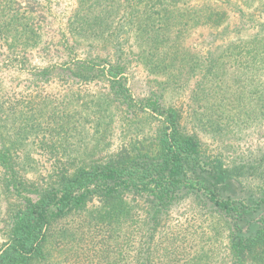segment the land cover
I'll return each mask as SVG.
<instances>
[{
  "label": "trees",
  "instance_id": "trees-1",
  "mask_svg": "<svg viewBox=\"0 0 264 264\" xmlns=\"http://www.w3.org/2000/svg\"><path fill=\"white\" fill-rule=\"evenodd\" d=\"M125 1L128 10L119 22L111 0H79L76 15L89 22L85 29L82 21L77 23L84 29L81 34L104 35L98 40L102 43L89 44L100 48L113 44L119 53L123 45L118 38L136 27L150 40L148 52L139 55L145 65L165 76L164 83L179 95L199 70L196 90L190 102L179 100L176 105L166 102L163 85L159 92L136 100L123 59L110 62L95 50L73 60L69 69L83 81L107 77L127 110L135 117L152 116L158 125L151 136L134 139L103 162L74 170L53 169L45 185L21 173L20 155L0 138L3 185L21 199L0 243V264H264V183L254 190L247 178L264 179V149L230 160H225L223 151L212 157L204 151L197 128L203 127L199 122L211 112L216 122L228 127L250 128L262 118L264 112H256L247 121L238 112L246 98L259 101L264 96V80L258 79L256 86L258 77H253L262 76L256 71L264 66V37L243 39L245 22L225 44H215L213 31L206 39L210 48L195 62L184 40L195 27L226 32L230 25L226 10L193 6L189 0ZM0 4L6 6L3 0ZM8 24L18 34L28 33L31 26L15 16L9 17ZM263 33L260 24L257 35ZM98 58L108 68L101 67ZM231 59L239 62L234 72L228 66L234 65ZM187 66L190 72L183 80ZM14 109L0 100V121L1 114L9 117ZM130 196L141 200V207L131 203ZM188 196L203 202L206 218L195 230L176 227L170 232L167 214ZM225 238L227 244L222 246ZM49 240L63 255L58 262L48 259Z\"/></svg>",
  "mask_w": 264,
  "mask_h": 264
},
{
  "label": "rangeland",
  "instance_id": "rangeland-1",
  "mask_svg": "<svg viewBox=\"0 0 264 264\" xmlns=\"http://www.w3.org/2000/svg\"><path fill=\"white\" fill-rule=\"evenodd\" d=\"M3 1L6 6L0 4V100L11 103L17 111L14 109L9 117L1 114L0 138L20 155L22 163L19 167L26 178L45 185L53 169L74 170L103 162L134 143V139L151 136V130L157 127L158 122L152 116L135 117L127 110L112 92L107 77L86 82L69 69L73 60L86 58L89 52L97 50L100 58L106 57L110 62L123 59L130 92L136 100L159 92L163 85L168 104H179V100L190 102L189 96L195 92L202 72H194L183 93L177 94L164 83L166 77L146 66L139 56L148 52L150 40H146L136 27L130 35H120L117 42H122L123 47L118 53L113 44L106 48L98 46L97 43H102L98 40L104 35L81 34L89 22L85 16L76 15L79 0ZM189 3L222 8L229 13L230 19L226 32L207 27L191 29L192 34L184 40V46L188 48V54L197 58L195 62L198 57H204L199 54H205L210 48L206 39L213 31L217 34L215 44H218L237 35L236 27L245 22L248 25L243 39L264 37V33L257 35L258 27L264 24V0H189ZM111 4L117 11L115 20L122 22L121 18L128 10L127 2L111 0ZM138 7H141L140 3ZM11 16L29 23L28 33L22 30L19 34L17 31L14 33L12 24H8ZM91 19L94 21L93 17ZM81 21L82 30L77 24ZM92 42L97 43L91 46L89 43ZM97 61L102 64L101 67L108 68V64L99 58ZM232 63L234 65L229 62L228 66L234 72L235 65L239 68V62L232 60ZM189 72L187 66L183 80ZM256 73L262 74L253 75L258 77L256 86H259L264 80V66ZM256 112H264V96L259 101L257 98H246L238 113L248 121ZM212 113H207L199 122L203 124L201 129L197 127L202 135L204 151L209 156L223 151L225 160H230L237 154L245 156L253 151L255 155L258 150L264 149V114L255 121L256 125L240 128L221 126ZM194 123L198 122L194 120ZM190 125H194L193 121ZM246 158L251 159V155ZM253 161L254 158L249 162ZM247 178L254 190L264 183L259 176L248 175ZM2 180L0 166V243L4 240L11 212L21 205V199L8 190ZM128 200L140 204V207L143 204L132 196ZM205 212L206 207L200 199L195 196L183 198L168 212L167 230L174 232L176 227L195 230L206 218ZM225 241L226 238L222 240V246L227 244ZM46 250L52 262H58L63 257L57 254L51 240Z\"/></svg>",
  "mask_w": 264,
  "mask_h": 264
}]
</instances>
